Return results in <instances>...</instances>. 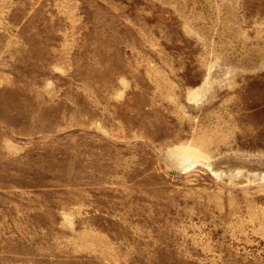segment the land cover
Returning a JSON list of instances; mask_svg holds the SVG:
<instances>
[{"label":"rangeland","instance_id":"obj_1","mask_svg":"<svg viewBox=\"0 0 264 264\" xmlns=\"http://www.w3.org/2000/svg\"><path fill=\"white\" fill-rule=\"evenodd\" d=\"M0 264H264V0H0Z\"/></svg>","mask_w":264,"mask_h":264}]
</instances>
